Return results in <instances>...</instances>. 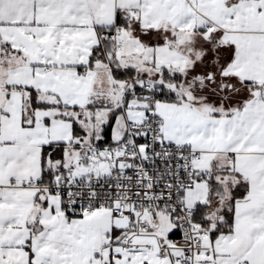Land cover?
<instances>
[{
    "label": "snow or ice",
    "instance_id": "1",
    "mask_svg": "<svg viewBox=\"0 0 264 264\" xmlns=\"http://www.w3.org/2000/svg\"><path fill=\"white\" fill-rule=\"evenodd\" d=\"M0 264H264V0H0Z\"/></svg>",
    "mask_w": 264,
    "mask_h": 264
}]
</instances>
